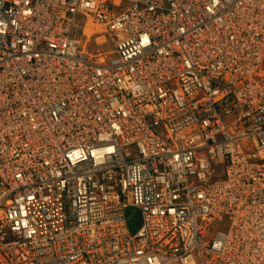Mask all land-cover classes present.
Masks as SVG:
<instances>
[{
    "label": "built area",
    "instance_id": "1",
    "mask_svg": "<svg viewBox=\"0 0 264 264\" xmlns=\"http://www.w3.org/2000/svg\"><path fill=\"white\" fill-rule=\"evenodd\" d=\"M0 264H264V0H0Z\"/></svg>",
    "mask_w": 264,
    "mask_h": 264
},
{
    "label": "rangeland",
    "instance_id": "2",
    "mask_svg": "<svg viewBox=\"0 0 264 264\" xmlns=\"http://www.w3.org/2000/svg\"><path fill=\"white\" fill-rule=\"evenodd\" d=\"M98 29H100L99 27H97ZM88 31V30H87ZM86 33L90 34V32L88 31ZM88 34V35H89ZM125 216H126V222H127V228H128V231L131 233V234H134L137 232V230L139 229V226H140V216H139V213L133 209H127L125 211Z\"/></svg>",
    "mask_w": 264,
    "mask_h": 264
},
{
    "label": "bare ground",
    "instance_id": "3",
    "mask_svg": "<svg viewBox=\"0 0 264 264\" xmlns=\"http://www.w3.org/2000/svg\"><path fill=\"white\" fill-rule=\"evenodd\" d=\"M88 31L90 32V30H88ZM88 31H87V32H88ZM88 34H89V33H88ZM102 47H104V54H105V56L108 57L109 54H108V52L106 51L105 46H102ZM117 67H120V66H117Z\"/></svg>",
    "mask_w": 264,
    "mask_h": 264
}]
</instances>
